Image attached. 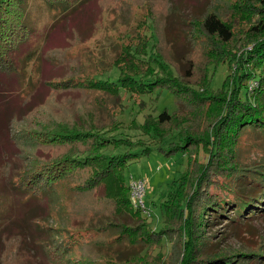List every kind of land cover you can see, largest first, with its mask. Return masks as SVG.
I'll use <instances>...</instances> for the list:
<instances>
[{
    "label": "trees",
    "instance_id": "obj_1",
    "mask_svg": "<svg viewBox=\"0 0 264 264\" xmlns=\"http://www.w3.org/2000/svg\"><path fill=\"white\" fill-rule=\"evenodd\" d=\"M255 1L248 6L245 44L238 48L227 49L234 32L221 13L211 10L202 18L200 28L217 43L209 47L202 78L191 83L179 81L170 62L154 49V23L146 29L150 40L143 43L142 51L137 45L126 44L120 59L99 57L100 67L67 69L60 64L55 67H65L63 74L47 72L38 64L41 59H52L48 53L59 47L51 40L52 34L64 20L95 0H0V68L3 76L14 78L10 82H16L17 89H6L17 92L23 108L20 116L16 115L18 109H13L0 120L3 137L17 149L15 155H2L11 162L5 161L3 168L8 170H2L8 195L0 202V235L19 223L21 231L12 232L26 241L23 227H36L38 238L33 240L39 241L47 264H132L149 249L159 257L163 238L177 232L172 253L175 249L179 256L166 264H239L236 255L208 252L210 240L204 231L212 219L226 217L228 207L236 217V221L230 218L233 222L257 214L264 217V206L259 205L264 203V0ZM127 55L146 66L132 67L134 61ZM101 60L106 62L102 67ZM187 61L186 71L191 76L196 65L190 58ZM212 61H226L228 67L222 87L214 91L209 88L206 70ZM113 69L117 74L111 77ZM160 69L165 74L158 73ZM162 86L169 87L179 102H189V110L178 108L172 113L163 109L141 122L132 119L130 125L140 127L144 135L162 138L176 126L189 124L190 115L202 109L203 120L190 129L191 135H180L185 142L175 146L189 145L185 181L171 186L159 202L152 200V205L164 209L166 217V227L154 230L133 210L123 175L126 164L146 151L136 152L133 147L144 142L123 135L117 116L124 110L126 93L140 96ZM75 89L91 98L87 106L75 109L85 111L86 118L38 119L32 127L8 129L10 121H24L51 95L60 97L61 92L65 95ZM176 115L180 119L171 123ZM49 146L64 147L65 151L45 157L41 153ZM121 146L127 149L118 151ZM15 160L18 165L10 169ZM85 194H97L86 204L85 221L66 219L71 210L80 207L79 199ZM49 219L54 225L42 226ZM90 243L97 249L95 255L73 256ZM125 247L130 252L121 258L120 248ZM247 257L264 259V252L258 248Z\"/></svg>",
    "mask_w": 264,
    "mask_h": 264
},
{
    "label": "rangeland",
    "instance_id": "obj_2",
    "mask_svg": "<svg viewBox=\"0 0 264 264\" xmlns=\"http://www.w3.org/2000/svg\"><path fill=\"white\" fill-rule=\"evenodd\" d=\"M253 2L257 3L255 0H95L88 7L85 6L86 8L68 17L60 24V30L51 36V40L56 41L59 47H54L56 49H52L53 51L48 53V57L52 59H41L42 62L38 64V67H45L47 72L54 71L55 74H63L65 67L67 69L69 67H100L97 64L99 57L108 61L113 60L115 56H119L120 59L126 44L137 45V49L142 51L143 43L150 40L146 37V29L149 27V23H154L156 27L154 49L170 62L179 81L193 83L202 78V66L210 53L209 47L217 43L200 28L199 23L202 18L211 10L221 13L231 23L234 32L233 39L228 44L227 49L238 48L245 44L243 41L247 32L248 6ZM90 31L91 36L84 38ZM149 32L147 31V33ZM127 56L128 59L130 58L129 60L134 61L135 65L132 67L146 66V63L136 59L133 55ZM189 58L196 65L191 76L186 71L187 59ZM60 64L65 65V67H55ZM100 64L102 67L106 62L101 60ZM53 67L55 70L52 69ZM206 70L210 90L214 91L221 88L227 76V62H209ZM158 73L165 74L161 69L158 70ZM110 74L111 77L116 76L117 70L113 69ZM10 81H14V78L10 79L3 76L2 68H0V120L3 113L9 114L13 109H18L17 112L15 111L17 116H20L23 111L19 105L21 101L17 92L6 89H17L16 82ZM44 92L45 89L42 88V96ZM61 93V98L57 97L58 93L51 95L44 106L38 107L39 109L37 108L34 114L27 116L24 121L14 120L13 124L10 121L8 129L11 128L12 131L13 129H21L20 127H32L38 119L48 121L50 119L72 120L76 116L87 117L85 111L77 112L75 109L87 106L91 98H86L83 92L76 89L65 91V95L63 92ZM123 103L125 104L124 110L117 116L123 125L120 130L123 135H127L133 141L141 139L144 142V145L134 146L133 151L138 152L141 149H146L141 155L126 164L123 170L124 181L128 185L133 178L145 179L146 186L143 199L146 207L149 208V214L143 213L132 203L131 206L133 210L138 211L144 219L149 221L154 230L165 228L164 209L156 208L152 205V200L159 202L171 186H177L185 181L186 169L191 155L188 149L189 145L181 149H175V146L185 142L184 140L181 141L180 135L184 137L188 134L191 135L190 129H193V126L201 125L203 109L200 113L190 115L189 124L183 123L179 127L176 126L170 134L161 138L155 134L144 135L140 127L130 125V120L135 119L137 122H141L142 118L147 115L155 116L163 109L172 113L178 108L189 110V102H179L169 87L162 86L140 96L135 93L128 96L126 93ZM178 119L180 116H174L171 123ZM0 130V202H2V196L8 195L2 177V170L8 169L3 168V164L7 160L11 162L9 158L3 159L2 155H15L17 149L13 143L8 142L3 137L2 128ZM126 149L124 146L117 148L118 151H125ZM27 151L35 152V149L28 148ZM64 151V147L49 146L41 154L47 157L58 155ZM39 152L41 151L37 153ZM17 165L15 160L10 169ZM94 195L97 196V194H85L80 198V207L71 210L66 215V219L78 218L84 222V217H88L86 204L94 201ZM259 205L264 206V203ZM39 210L37 209L35 216L39 214ZM226 214V217L212 219L211 221L214 222L204 231L210 240L206 250L208 252H222V254L230 256L236 255L233 257H237L236 259L240 261L239 264H264L263 258L247 257V254L258 248L264 252V217L257 214L252 219L241 218L237 220L238 222H233L230 218H235L236 221V217L232 207L227 208ZM35 216L33 215V217ZM168 220L171 221V216L168 217ZM127 221H129L128 218ZM41 224L42 226L54 225L53 219ZM13 225L17 227V229L14 227V232L21 231L18 230L20 228L19 223ZM83 226H85L84 223ZM173 226H178V223H174ZM12 231L9 230L0 235V264H47L39 241L33 240V238H38V234L35 233L36 227H23L26 241L20 236H15L16 234ZM171 235L173 236L163 238L162 253L159 257L150 252L149 249L137 255L132 264H142L143 262L145 264H166L170 259H176L179 255L175 249L172 253V246L175 245L174 239L178 237V233L173 232ZM180 243L178 242V244ZM96 250L90 243L74 253L73 256L75 258L80 256L91 258L96 254ZM120 251L121 258H125L130 249L125 247L120 248ZM99 264L113 263L100 261Z\"/></svg>",
    "mask_w": 264,
    "mask_h": 264
},
{
    "label": "built area",
    "instance_id": "obj_3",
    "mask_svg": "<svg viewBox=\"0 0 264 264\" xmlns=\"http://www.w3.org/2000/svg\"><path fill=\"white\" fill-rule=\"evenodd\" d=\"M146 182L144 178H133L128 184V195L130 202L137 209L141 210L145 214H149V208L146 207L143 199L145 192Z\"/></svg>",
    "mask_w": 264,
    "mask_h": 264
}]
</instances>
